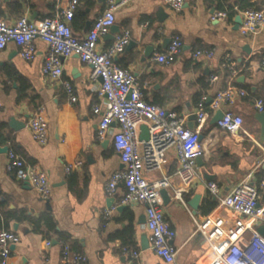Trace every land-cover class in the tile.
<instances>
[{"label": "crops", "instance_id": "crops-1", "mask_svg": "<svg viewBox=\"0 0 264 264\" xmlns=\"http://www.w3.org/2000/svg\"><path fill=\"white\" fill-rule=\"evenodd\" d=\"M239 1L186 0L180 10L173 11L163 0H131L115 11L114 37L109 39L106 34L96 44L97 51H103L117 35L128 31L133 46L116 55L114 63L132 73L145 101L176 112L192 130L196 122L190 115L202 94L212 98L228 86L245 91L220 110L241 116L247 134L231 136L218 123L210 125L213 115L200 128L203 155L196 161L199 177L186 196L187 204L199 196L196 212L188 204L196 220L211 213L217 197L227 195L248 174L260 195L259 204L264 203V145L260 143L261 125L254 108L257 100L264 101V27L254 34H240ZM247 1L253 9L264 11V0ZM64 3L60 0L59 6ZM226 5L237 10L233 16L221 10ZM104 8L105 0H79L71 21L73 34L83 38L91 26L86 28V22L92 23ZM55 10L56 0H0V18L10 24L20 16L30 21L51 17ZM219 12L225 16L218 18ZM172 37H178L182 44L176 61L168 66L152 62V55L163 52ZM33 43L35 56L30 61L20 57L12 42L0 50V124L10 135L0 147L13 150L27 165L45 173L50 193L42 198L29 183L16 180L6 170L8 151L0 152V229L11 230L19 237L6 264H66L60 259L64 244L85 255L88 264H131L122 253L123 247L138 250L143 264H205V245L195 232V223L170 188L165 189L169 200L161 199V208L175 232L171 240L177 251L175 261L165 263L151 251L149 241L147 248H141V236L148 240L145 220L139 222L140 217L145 219L144 206L133 204L117 210L124 193L122 183L113 195L106 193L110 175L123 166L111 140L116 126L109 128L103 141L96 136L100 115L94 114L92 107L105 108L104 99L98 96L99 81H89L90 68L76 55L62 59L60 79L42 75L48 46L39 38ZM145 47H152L153 53L143 60ZM198 49L213 50L214 56L194 60L191 56ZM224 61L234 65L238 71L235 76L222 67ZM211 76L216 79L210 81ZM62 81L73 87L75 103L68 101ZM38 106L44 108L47 121L45 145H38L28 129L29 118ZM13 120L18 128L10 125ZM76 162L80 165L66 172V167ZM176 170V154L170 149L162 171L145 173V177L154 181L170 176L171 184L177 187ZM208 182L217 185L216 196L206 188ZM108 208L114 211L105 217ZM45 214L51 215L55 230L67 240L33 230L31 220ZM47 241L50 246H46Z\"/></svg>", "mask_w": 264, "mask_h": 264}, {"label": "built area", "instance_id": "built-area-1", "mask_svg": "<svg viewBox=\"0 0 264 264\" xmlns=\"http://www.w3.org/2000/svg\"><path fill=\"white\" fill-rule=\"evenodd\" d=\"M131 0H105V8L91 23L85 36L77 38L71 28V21L79 0H65L59 6L56 0V10L53 16L38 21H30L26 16L18 17L13 23H7L0 18V50L9 42L14 43L20 57L30 61L35 56L34 39L39 38L48 46L44 55L41 73L52 79L62 76V59L76 55L80 62L89 66L88 79L99 81L98 96L104 99L105 108L93 106L92 112L100 115L96 136L103 141L112 125L116 132L111 136L112 145L123 166L122 170L112 173L106 185L108 196L114 194L118 183H122L124 193L118 201V206L139 204L145 208V227L148 231V241L151 251L165 263H173L176 249L171 244L175 236L174 230L165 221L161 208L160 189L173 190L174 197L189 213L195 223V232L205 245V264H264V236L256 227L264 225V203L259 204L260 195L251 183V174L227 195L217 197L216 206L211 213L201 220H196L190 213L186 196L190 186L198 179L196 159L203 155V145L200 142V128L222 105H229L236 96L245 95V91L234 86H228L217 92L207 105V96L202 94L196 104L194 115L196 127L194 130L185 126L184 120L174 111L147 102L142 88L132 73L119 67L113 61L114 57L124 52L130 41V33L124 31L117 35L113 42L103 51H97L98 40L109 33L115 23V11ZM173 11L181 9L186 0H163ZM225 16L224 12L217 17ZM239 32L246 36L256 33L264 27V11L246 9L240 13ZM149 22L146 21L145 25ZM178 37H172L167 48L161 53H155L151 61L168 66L174 63L181 50ZM213 50L198 49L191 58L211 59ZM232 76L237 74L234 65L228 61L222 63ZM216 79L211 76L210 81ZM63 90L70 103L76 102L73 87L67 81H62ZM1 106V105H0ZM256 112H264V101L254 103ZM148 129L147 141L138 138L141 125ZM220 129L231 136L247 134L243 130V119L231 111H223L218 121ZM28 129L32 139L38 145L48 141V129L45 111L38 106L28 121ZM174 149L177 170L175 176L179 186L173 187L170 176L163 175L159 179L149 181L145 173L161 172L166 163V153ZM6 170L18 181H27L42 198H47L50 185L45 173L29 166L24 159L13 150L6 154ZM80 162L66 167V172L79 166ZM208 191L216 196L217 185L206 184ZM114 208L104 211L109 217ZM19 242V237L11 230L0 229V264H6L11 247ZM51 242L47 241L46 246ZM131 264H143L140 252L131 247H123ZM61 262L66 264H88L85 255L71 250L64 244L61 250Z\"/></svg>", "mask_w": 264, "mask_h": 264}, {"label": "water", "instance_id": "water-1", "mask_svg": "<svg viewBox=\"0 0 264 264\" xmlns=\"http://www.w3.org/2000/svg\"><path fill=\"white\" fill-rule=\"evenodd\" d=\"M238 18V21L237 23L240 24L241 23V18L240 16L237 17ZM91 25V21H87L86 22V28H88L89 26ZM116 34V26H112L109 30V33H108V38L109 39H112L114 37V35ZM132 43L129 42V44L127 45L126 47V50H128L130 47H132ZM153 53V48L152 47H145V50H144V53H143V60L147 57H149L151 54ZM211 102V98H208L206 103L209 104ZM223 115V111L222 110H217L215 112V114L213 115V117L210 119L209 121V124L210 125H215L216 123H218V121L221 119ZM190 119H193L195 120V115L194 114H191L190 115ZM255 119L256 121H258L261 125V134H260V143L262 145H264V112H257L255 114ZM16 122L13 120V121H10V125L11 126H15V128H18V125L15 124ZM139 140L140 141H147L148 138H149V135H148V129L145 125H141L140 126V134H139ZM199 139H201V137H199ZM8 149L6 147H0V152H7ZM196 161H198V159H196ZM208 179H211V180H214V177L213 176H209ZM25 184H28L27 181L24 182ZM159 194H160V197L162 199L163 202H166L169 200V196H168V193H167V190L165 189H160L159 191ZM198 202H199V196L198 195H195L191 200L190 202L188 203L189 206L194 210V212H196V210L198 209ZM124 206H120L117 208V210H121L123 209ZM144 217H140L139 218V222H144ZM16 226V224H15ZM257 232L264 236V225H260L257 227ZM140 241H141V248L142 249H145L148 247V240L145 236H141L140 238Z\"/></svg>", "mask_w": 264, "mask_h": 264}, {"label": "trees", "instance_id": "trees-1", "mask_svg": "<svg viewBox=\"0 0 264 264\" xmlns=\"http://www.w3.org/2000/svg\"><path fill=\"white\" fill-rule=\"evenodd\" d=\"M237 10L243 11L246 9L253 8L254 5L249 3L247 0H240L237 4ZM222 11L226 13L227 16H233L237 10H234L232 5L222 6ZM74 18V16H73ZM73 20V19H72ZM197 100H195L196 102ZM6 127L4 124H0V144L6 143L10 140L9 133L5 131ZM33 230L35 232H48L57 235L58 239L67 240L68 237L62 233L55 230V223L50 214H45L38 219L31 220Z\"/></svg>", "mask_w": 264, "mask_h": 264}]
</instances>
